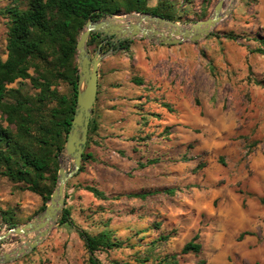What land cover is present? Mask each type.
Instances as JSON below:
<instances>
[{
    "label": "rangeland",
    "instance_id": "rangeland-1",
    "mask_svg": "<svg viewBox=\"0 0 264 264\" xmlns=\"http://www.w3.org/2000/svg\"><path fill=\"white\" fill-rule=\"evenodd\" d=\"M171 1L180 14L179 21L173 22L186 26L208 18L218 0H210L206 18L200 15L203 0ZM11 3L0 0V9ZM156 3L146 1L148 7ZM223 9L225 17L197 42L162 45L135 37L124 43L125 49H117L98 38L88 46L90 57L99 44L100 55L111 52L99 64L91 112V119L100 124V145L105 146L103 139L126 144V155L120 149L113 151L118 159L126 157V195L144 189L162 191L145 200L126 197V212L105 203L107 211L97 217L110 218L111 225L113 219L119 234L134 238L137 244L145 228L151 229L148 241L174 230L176 236L155 251L158 256L178 252L198 234L201 252L184 257L179 264H264V205L260 202L264 199V56L256 52L264 51V0H225ZM131 14L141 13L119 15ZM6 33L7 19L0 15L2 59ZM227 34L235 39H226ZM134 78L141 85L134 84ZM22 84L32 91L28 80ZM58 90L70 91L64 84ZM147 160L157 163L140 171L137 163ZM59 162L71 170L66 156L61 155ZM106 172L103 188L125 185L120 175ZM92 175L86 167L67 183L78 184ZM167 188L174 194L164 193ZM70 195L65 188L63 209L71 202ZM40 205L38 196L0 178V216L10 212L18 222L15 226H21L39 217ZM73 217L77 226L94 231L80 213ZM8 228L0 217V234ZM33 237L34 233L10 236L0 244V255ZM132 252H97L95 256L100 264H125L133 263ZM87 259L79 235L71 227L57 225L31 251L5 264H88Z\"/></svg>",
    "mask_w": 264,
    "mask_h": 264
},
{
    "label": "trees",
    "instance_id": "trees-1",
    "mask_svg": "<svg viewBox=\"0 0 264 264\" xmlns=\"http://www.w3.org/2000/svg\"><path fill=\"white\" fill-rule=\"evenodd\" d=\"M146 1L12 0L11 4L0 9V15L7 19L6 57H0V178L16 185L20 191L38 196L41 200L40 211L44 210L55 188L59 158L76 109V43L85 23L90 19H101L106 14L132 12L149 13L170 21H179L180 14L176 12L171 0H157L153 7H148ZM184 1L191 3L195 0ZM209 4L210 0L202 1V18H206ZM99 35L90 34L88 46L96 42ZM225 38L235 39L231 34H227ZM256 52L264 56L262 49H257ZM26 80L32 91H28L22 84ZM132 81L141 85L140 79L134 78ZM15 83L17 86L12 87ZM61 84L70 89L69 94L58 90ZM142 119L146 121L147 115ZM99 132L98 121L90 119L80 174L85 172L87 165L98 161L96 147H101L104 154L110 151L107 149V139H103L105 146L100 145ZM99 162L107 165L106 160ZM156 163V160H147L145 164L137 163V167L143 169ZM71 188L84 190L104 203L97 207L91 203L85 208L80 207L82 204L79 206L70 203L62 210L58 220V226L71 227L82 239L88 253V264H100L95 256L97 252L123 253L126 249H131V255H135V258L133 263L125 264H179L184 257L197 256L201 252L199 235L195 234L178 252L158 256L155 251L176 236L174 230L160 233L148 241L150 235L147 233L151 229L145 228L142 230L144 235H140L142 242L137 244L138 241L133 240L134 238H123L119 234L120 229L111 225L110 218L103 221L97 217L107 211L105 205L111 201L125 197L145 200L162 192L159 189L109 195L90 182L67 183L66 189ZM164 193L172 195L174 190L167 188ZM260 202L264 205V199ZM77 212L94 231L85 230L73 222L72 216ZM0 217L9 227L18 225L10 212H1ZM157 227L159 225L154 226L155 229Z\"/></svg>",
    "mask_w": 264,
    "mask_h": 264
},
{
    "label": "water",
    "instance_id": "water-1",
    "mask_svg": "<svg viewBox=\"0 0 264 264\" xmlns=\"http://www.w3.org/2000/svg\"><path fill=\"white\" fill-rule=\"evenodd\" d=\"M224 2L225 0H218L208 18L186 26L178 25L169 19L148 13L123 16L109 15L98 20L90 19L85 23L84 29L76 43L78 65L76 109L61 151V155L66 156L72 162V168L70 171H66L61 162H59L55 188L38 218L21 226L9 227L4 233L0 234L1 244L10 236H28L34 233V237L19 248L11 252L2 253L0 255V264L12 262L31 251L48 235L54 226L58 225V220L65 205L66 184L80 170L87 142L91 112L97 95L98 66L101 59L111 53L108 51L100 55L101 44H99L95 55L90 57L88 51L90 34L98 33L101 36L112 37L117 44L121 41H130L135 37L154 40L162 45H176L185 41L197 42L207 36L225 17ZM139 15L146 18V21L149 22L148 26H144L141 22L124 23L123 21L127 16ZM160 28H164L166 31L163 32Z\"/></svg>",
    "mask_w": 264,
    "mask_h": 264
},
{
    "label": "crops",
    "instance_id": "crops-1",
    "mask_svg": "<svg viewBox=\"0 0 264 264\" xmlns=\"http://www.w3.org/2000/svg\"><path fill=\"white\" fill-rule=\"evenodd\" d=\"M108 144H110V145H108ZM108 144H107V146L109 147V148H107L108 150L111 151L112 149L113 150L114 149H120V150L125 151L124 154L126 155V144H122L120 146V145H118L116 143V140H114V139L110 140L108 142ZM96 149H98L97 152L99 153L98 161L96 163H94V164L87 165V167L90 168V170L93 173V175L90 177V180H87L86 178L84 180L82 178V181L80 180V182L93 183L99 190H103L104 192L108 191V192L112 193V195L126 194V171L123 170V168L126 169V157L118 159L115 156H113V154H115L113 152V150L111 152L109 151L108 153L106 152L107 154H104V152L101 151V149H102L101 147H96ZM110 159H112L111 163H110ZM100 160H106L107 161V165H104V164L100 163L99 162ZM104 169L107 170V172H106L107 174H111V175H114V176L120 175L121 177L119 176L118 179H123L124 182H125V185H116V184H114V185H110L108 188H106V187L103 188V185L105 186V184L103 183V180L105 178L104 175H103ZM143 170H145V168L140 169V171H143ZM121 174H124V175H121ZM111 189H114V190H111ZM71 193H73V196L70 195L71 196L70 197L71 198V202H68L66 204V207L70 203L71 204L76 203L79 206H80V204H82L80 207H83V208L87 207V205H90L91 203L93 204L94 207H97L100 204L104 205V203H102V201H99L98 199H95L90 193H88V192H86L84 190H76V189L71 188L70 189V194ZM83 199L86 200V202H83ZM110 203H112L110 209H114V207H117V208L122 207L123 208V212H126V197L125 198H121L118 201H111ZM113 215L115 217V214H113ZM72 218L74 220L73 216H72ZM112 222H114L112 224V226L115 225V221H113V219H112ZM117 223H118V221H117ZM123 226H125V225H123ZM123 236H124L123 238L126 237V235H123Z\"/></svg>",
    "mask_w": 264,
    "mask_h": 264
},
{
    "label": "flooded vegetation",
    "instance_id": "flooded-vegetation-1",
    "mask_svg": "<svg viewBox=\"0 0 264 264\" xmlns=\"http://www.w3.org/2000/svg\"><path fill=\"white\" fill-rule=\"evenodd\" d=\"M99 38L100 39H102V42H104V43H108L109 45H111V47H116L117 49H125V47L123 46L124 45V43L126 42V41H121L119 44H117L115 41H114V39L112 38V37H107V36H101V35H99ZM126 46V45H125ZM102 51L100 50V53H101ZM103 53V52H102ZM100 64V63H99ZM99 67V66H98ZM98 77H99V75H98ZM98 82V81H97ZM97 89H98V87H97ZM97 97V96H96Z\"/></svg>",
    "mask_w": 264,
    "mask_h": 264
},
{
    "label": "bare ground",
    "instance_id": "bare-ground-1",
    "mask_svg": "<svg viewBox=\"0 0 264 264\" xmlns=\"http://www.w3.org/2000/svg\"><path fill=\"white\" fill-rule=\"evenodd\" d=\"M130 20H134L136 22H141V24H144V22H146V18H144L141 15H139V16H133V17L127 16V17H125V19L123 21H124V23H127Z\"/></svg>",
    "mask_w": 264,
    "mask_h": 264
}]
</instances>
